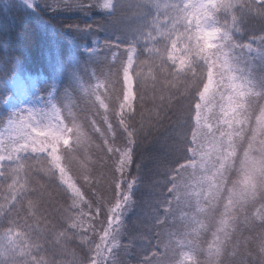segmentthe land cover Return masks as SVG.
Instances as JSON below:
<instances>
[{
  "label": "snow or ice",
  "instance_id": "snow-or-ice-1",
  "mask_svg": "<svg viewBox=\"0 0 264 264\" xmlns=\"http://www.w3.org/2000/svg\"><path fill=\"white\" fill-rule=\"evenodd\" d=\"M102 8L109 11L114 26L122 27L132 37L123 69L126 91L121 108L126 104L131 110L132 101L137 99L129 75L137 46L148 52L147 57H136L139 66L135 74L141 87L144 76L139 69L147 65L155 72L154 92L159 90L147 113L121 115L120 147L107 149L112 154V198L106 217H113L116 227L109 219L101 243L81 247L83 256H77L67 246V232L53 233L55 238L45 236L28 223L21 224L9 212L0 222V264H118L113 249L119 247V237L126 227L122 217L131 210L140 184L144 157L139 156V151L152 130L170 118L173 97L183 99L184 110L175 113L169 134L168 149L175 157L164 173L163 183L171 199L161 194L149 203L146 219L153 227L163 223L160 208L165 207V219L172 220L175 203L184 210L183 230L169 232L167 240L161 239L157 245L163 251L146 257L143 264H264V27L258 33L248 28L250 18L264 24V0H108ZM144 100L141 94V106ZM137 115L138 125L134 123ZM68 131L72 129L36 131L37 137L47 139H33L31 151L46 152L52 164L48 174L55 178L58 170L59 180L80 198V189L66 180V169L58 155L61 142L69 144L63 134ZM15 144L18 147L11 152H0V177L7 178L8 169L18 174L30 159L27 138L22 136ZM80 146L78 133L75 148L66 154V163L75 161ZM4 161L11 162L7 168L2 166ZM134 164L137 176L129 178ZM83 174L88 175L86 169ZM159 183L155 181L157 186ZM31 191L34 199L28 200L29 207L42 206L48 198V188L37 184ZM20 195L23 200L25 193ZM73 204L76 206L75 200ZM249 209L258 211L247 212L241 224L240 214ZM11 211H15V204ZM67 221L71 228L78 227L70 216ZM241 227L250 233L251 238H246L243 246L249 255L254 250L255 260L242 259L237 247L231 251L232 258H226L228 241ZM205 230L211 231L210 242L201 241ZM108 236L111 242L105 246Z\"/></svg>",
  "mask_w": 264,
  "mask_h": 264
},
{
  "label": "trees",
  "instance_id": "trees-1",
  "mask_svg": "<svg viewBox=\"0 0 264 264\" xmlns=\"http://www.w3.org/2000/svg\"><path fill=\"white\" fill-rule=\"evenodd\" d=\"M4 2L9 1L0 0V152H11L14 147H18L15 141L24 136L29 143L30 159L18 174L8 169V177H0V222L4 214L11 212L12 218L21 224L28 223L30 228H36L45 236L55 238L53 233L67 232V246L77 256H83L81 247L100 244V238L111 218L106 217L112 198L109 185L112 154L107 149L120 147L119 137L123 131L121 115L127 117L152 109V97L159 91L156 89L154 92L153 89L152 77L155 72L147 65L139 69L144 76V87H141L140 82L136 85L137 99L132 101L131 110L126 104L121 108L124 103L122 96L126 91L123 69L127 65V49L132 37L110 21L109 11L102 8L108 0H38L31 7L15 1H10L8 5ZM88 5L96 6L89 8ZM262 27L264 24L259 20L249 19V31L258 33ZM147 55L146 49L141 51L140 46H137L131 69L134 77L137 78L135 73L139 66L136 57L144 58ZM257 67L259 71L258 62ZM22 83L26 84L38 103L43 125L46 127L52 116L57 115L60 117L58 126L52 130H48L47 126V129L41 127L34 131L32 115L26 117V113L18 115L10 110V105L17 100L18 88ZM141 94L145 96L142 106L139 101ZM98 100L104 109L100 108ZM172 106L168 112L170 118H165L152 130L145 146L139 151V156L144 157L140 184L133 197L131 210L126 217H122L126 227L120 237L119 247L113 249L118 264H143L146 257L151 258L154 252L163 251L157 245L161 239L167 240L169 232L183 230L184 210L175 203L171 208L175 211L172 220L165 219V207L160 208L163 223L153 227L146 219L149 203H154L161 194L171 199L163 181L164 173L175 157V153L168 149L171 143L169 134L174 127L175 113L184 110L183 99L173 97ZM134 123L138 125V115ZM57 128L72 129L63 133L69 139V144L61 142L58 155L61 156V165L66 169V180L80 189V198L75 197L67 184L59 180L58 170H55V178L48 174L52 164L46 152L31 151L33 139H47L44 136L37 137L36 131L55 132ZM78 133L81 135V146L76 150L75 161L68 164L66 154L75 148ZM9 163L4 161L3 168H7ZM84 169L88 172L87 176L83 174ZM136 176L134 164L129 178ZM13 181H16L14 185ZM155 181H160L158 186ZM37 184L45 185L49 195L42 206L30 208L28 200L34 199L31 189ZM9 185H13L15 190ZM21 193H25L23 200ZM14 204L15 211H11ZM257 211L249 209L241 213V224L247 212L255 214ZM69 216L78 224L77 228L69 226ZM2 231L3 227L0 226ZM81 238L84 239L83 245ZM246 238L250 239L251 236L243 227L230 237L226 249L227 259L232 258L231 251L237 247L242 259L255 260L254 250L249 255V250L243 246ZM205 239L211 241V231L203 232L201 241ZM107 244L105 240V246ZM71 259V256L67 257V260Z\"/></svg>",
  "mask_w": 264,
  "mask_h": 264
},
{
  "label": "rangeland",
  "instance_id": "rangeland-1",
  "mask_svg": "<svg viewBox=\"0 0 264 264\" xmlns=\"http://www.w3.org/2000/svg\"><path fill=\"white\" fill-rule=\"evenodd\" d=\"M8 1L9 2L15 1V2L21 4L25 7H31L33 5V3L34 2L36 3L38 0H8ZM9 2H4V4L8 5ZM131 69H129V75L132 77L133 94L135 96H137L136 95V93H137L136 92V85L140 82V80L131 74ZM97 102L99 103L100 108L102 107V109H104L103 105L100 104V101L98 100ZM10 110L16 114L18 113V115H23L24 113H26V117L29 115H32V117L34 118V123H33L34 129H36V130L40 129L41 127H44L45 129H47V126H48V130H52L55 126H58V124L60 123V117L57 115H53L52 118L50 119V121L46 123L47 126L45 127V125H43L42 120H41L42 119L41 113H40V110L38 108V103L33 99V96L30 93V91L27 89V86L25 83H22L19 86L18 92H17V100H16V102H14L13 104L10 105ZM210 117H209V120L214 126L215 121ZM18 119L23 121V119L20 117ZM16 125L18 126L19 123H17ZM68 141H69V139H68ZM110 219L113 221V227H115L116 226L115 219L113 217H111ZM183 219H180V220L183 221ZM120 237H119V240H120ZM105 240H106V242L110 243L111 242V236L105 237Z\"/></svg>",
  "mask_w": 264,
  "mask_h": 264
}]
</instances>
